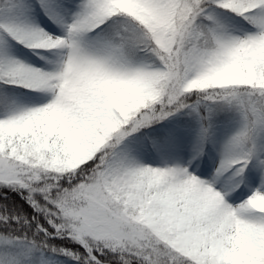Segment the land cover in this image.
I'll return each instance as SVG.
<instances>
[{
  "label": "snow or ice",
  "instance_id": "snow-or-ice-1",
  "mask_svg": "<svg viewBox=\"0 0 264 264\" xmlns=\"http://www.w3.org/2000/svg\"><path fill=\"white\" fill-rule=\"evenodd\" d=\"M0 264H264V0H0Z\"/></svg>",
  "mask_w": 264,
  "mask_h": 264
}]
</instances>
